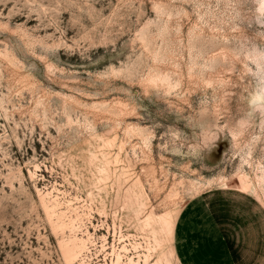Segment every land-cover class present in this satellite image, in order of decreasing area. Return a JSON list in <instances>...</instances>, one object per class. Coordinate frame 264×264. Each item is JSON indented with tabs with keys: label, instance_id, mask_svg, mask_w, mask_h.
<instances>
[{
	"label": "rangeland",
	"instance_id": "1",
	"mask_svg": "<svg viewBox=\"0 0 264 264\" xmlns=\"http://www.w3.org/2000/svg\"><path fill=\"white\" fill-rule=\"evenodd\" d=\"M262 177L264 0H0V264H180Z\"/></svg>",
	"mask_w": 264,
	"mask_h": 264
},
{
	"label": "crops",
	"instance_id": "2",
	"mask_svg": "<svg viewBox=\"0 0 264 264\" xmlns=\"http://www.w3.org/2000/svg\"><path fill=\"white\" fill-rule=\"evenodd\" d=\"M238 202L202 194L184 205L172 237L180 264H264L263 217Z\"/></svg>",
	"mask_w": 264,
	"mask_h": 264
},
{
	"label": "bare ground",
	"instance_id": "3",
	"mask_svg": "<svg viewBox=\"0 0 264 264\" xmlns=\"http://www.w3.org/2000/svg\"><path fill=\"white\" fill-rule=\"evenodd\" d=\"M256 59V58H255ZM260 60V59H259ZM258 65H262V64H258ZM260 69V68H259ZM240 181V180H239ZM263 183H264V177H262L259 181V187L262 188L263 187ZM240 184V182H239ZM240 189L244 192H249V189H250V186L249 185H245V186H240ZM63 248V254L65 256V259L69 262H71L72 260H74L77 256H78V251H77V248H81V249H87L86 245H85V242L82 241V244L81 246L79 247L78 245H76V247L72 248L71 246L69 245H63L62 246ZM127 248H125L126 250ZM175 252V251H174ZM172 251V255L174 256V253ZM150 259V256H147V259L145 260L146 262H148ZM121 260H122V256L118 255L117 257V260L113 261V264H121ZM107 262V261H106ZM160 262V261H159ZM107 264V263H105Z\"/></svg>",
	"mask_w": 264,
	"mask_h": 264
}]
</instances>
